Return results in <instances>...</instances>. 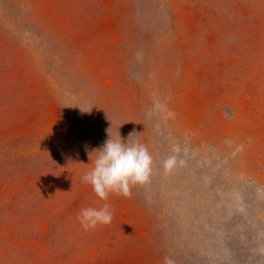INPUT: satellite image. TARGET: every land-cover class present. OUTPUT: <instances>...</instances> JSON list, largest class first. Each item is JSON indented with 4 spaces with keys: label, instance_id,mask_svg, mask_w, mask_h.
<instances>
[{
    "label": "rangeland",
    "instance_id": "rangeland-1",
    "mask_svg": "<svg viewBox=\"0 0 264 264\" xmlns=\"http://www.w3.org/2000/svg\"><path fill=\"white\" fill-rule=\"evenodd\" d=\"M108 128L151 166L101 200ZM0 264H264V0H0Z\"/></svg>",
    "mask_w": 264,
    "mask_h": 264
},
{
    "label": "clouds",
    "instance_id": "clouds-1",
    "mask_svg": "<svg viewBox=\"0 0 264 264\" xmlns=\"http://www.w3.org/2000/svg\"><path fill=\"white\" fill-rule=\"evenodd\" d=\"M109 128L106 130L108 139L100 148L92 151L96 153L95 159L91 161L92 167L82 176V181L90 185L101 200H107L110 193L130 196V187L144 183L151 166L146 147L138 140L130 139L134 137L135 131L129 133L127 138H122L119 130L113 136ZM112 218L108 204L99 208H83L79 214L85 229L98 224H110Z\"/></svg>",
    "mask_w": 264,
    "mask_h": 264
}]
</instances>
